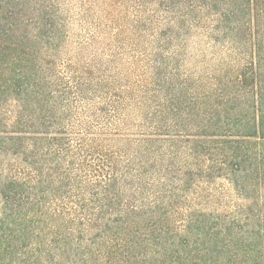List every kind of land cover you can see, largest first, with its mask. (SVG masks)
<instances>
[{
  "label": "trees",
  "instance_id": "16d2710c",
  "mask_svg": "<svg viewBox=\"0 0 264 264\" xmlns=\"http://www.w3.org/2000/svg\"><path fill=\"white\" fill-rule=\"evenodd\" d=\"M0 264H264V0H0Z\"/></svg>",
  "mask_w": 264,
  "mask_h": 264
}]
</instances>
